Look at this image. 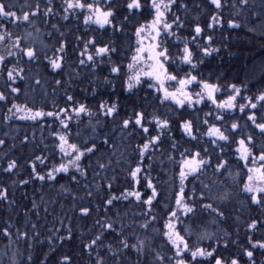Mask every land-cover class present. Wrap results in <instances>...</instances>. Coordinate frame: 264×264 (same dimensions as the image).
<instances>
[{
    "label": "snow or ice",
    "instance_id": "1",
    "mask_svg": "<svg viewBox=\"0 0 264 264\" xmlns=\"http://www.w3.org/2000/svg\"><path fill=\"white\" fill-rule=\"evenodd\" d=\"M238 2L246 6L248 0H238ZM208 5L215 6L216 10L223 7L221 0H206V6ZM15 7L14 4H6L4 0H0V29H3L0 31V42L11 41L12 47L18 50L20 59L26 57L27 62L38 60L40 54L35 46L22 48V38L9 31L8 24L15 27L31 25L37 15L44 17L54 15L51 0H48L43 13L40 11L39 0L35 5H25L29 10L20 9L19 14L12 10ZM173 7L179 10L181 7L186 8L187 4H180L178 0H122V2L121 0H63L61 5L63 20L70 19L72 15L83 18V24L87 30L82 36L76 37L77 47L80 48L78 63L80 66L87 64L94 75L98 68L106 64L109 73L119 77L122 67L118 61L112 60V57L118 53L115 42L106 43L99 40L96 35H89L91 26L95 25L96 31L107 32L110 29L111 33L116 35L123 34L125 27L134 22L135 54L131 57L132 62L127 65L130 74L122 82L123 92L135 95L133 90L141 87L142 78H147L143 82L157 94L156 100L159 104L171 102L174 106L173 111L177 114L174 120L171 114L163 117L159 112L149 114L143 110V105L132 104L131 113L125 114L126 118H122L120 125L121 132L126 133L129 138L138 137L141 141L137 144L135 167H129L128 170L133 184L132 190L125 188L117 196L111 194L112 185L109 183L107 185L109 195L104 198L103 203L107 210V207L112 206L114 202L121 199L128 200L131 197L142 206L144 210L140 215L146 219L139 228L145 231L153 228V239L159 237L163 240V245L159 250L149 248L146 243L147 237L137 238V243L132 244L127 239H121L119 244L123 249L135 250L138 255L144 254L145 257L151 255L152 260L150 262L145 260L144 264H241L243 257H247V264H256L254 254L256 250H264V238L254 241L253 235L258 229H264V221L254 218L247 224L248 232L251 234L247 235V246L241 249L239 256L234 253L225 254L220 250L221 240L224 241L222 245L224 250H227L230 244L235 246L239 241L231 240L227 232L221 237L217 232L209 231L208 228L210 225L222 222L227 210L225 203L232 197V193L224 187L226 180L220 178L227 173L235 183L236 178L240 176L239 172L233 173L230 170V160L224 157H235V163L241 170L246 169V179H241L243 184L241 191L247 194L251 205L264 207V145L259 144L256 139L257 135L264 138V90H260L254 96H245L242 94V87L235 83L226 85L213 83L211 82L214 75L212 73L205 77L200 70L201 65L204 64V57L219 52V48L212 46L216 42L214 36L204 35V33L208 29L223 28L224 23L219 15L213 13L202 26L201 23H194L186 17L171 15ZM259 7L260 10L254 12V15L259 17L257 23L253 24L251 17L245 15L240 23L228 20L227 27L243 26L249 32L264 35V0H260ZM232 8L236 9L235 3L232 4ZM145 13L151 16L150 20L140 23L135 19L137 16L144 17ZM236 14L239 15L238 12ZM186 26L190 29V38H182L177 31H174L175 28L183 32ZM52 27L56 29L57 26ZM28 35L31 36V33ZM169 37L176 43L173 44ZM193 45H195L194 48ZM67 47L66 42L59 43L56 48L58 54L54 53L51 58L46 53L43 54V58L48 62L46 67H50L52 73L56 75H59L65 66ZM172 49L176 51L173 52ZM8 55L14 54L9 51ZM7 63L5 57L0 55V72L6 71L4 87L10 90L9 94H18L21 89L17 86V80L24 79L25 69L16 65L7 68ZM18 64L19 60H17ZM261 76L264 77V65L261 67ZM216 79L219 80V76H216ZM36 83L39 84L40 81L37 80ZM55 83L60 85L62 81L56 80ZM102 83L115 90V84L107 76ZM261 83L264 84V80ZM244 87L246 88L247 85ZM217 93L225 95V98L220 99ZM7 99L5 92H0V101H7ZM206 102L210 103L212 108L204 113V118L201 119L199 113L203 109L198 106H207ZM13 109L15 113H23L19 117L23 120L39 121L51 117L53 123L59 124L60 130L53 131L52 135L58 141L56 148L61 155V162L58 166H53L46 175H40L35 162L43 165L47 157L35 156V162L30 163L31 177L35 180L54 181L57 173H65L70 174L71 180L76 181L75 173H79L81 177L86 176V166L82 165V161L100 152L103 146L109 145L111 137L104 132L103 125L99 133H96V127L92 125V132L96 133L95 135L81 143L73 142L81 136V133L75 130L79 127L81 118L83 116L91 118L94 113L86 104L75 101L71 95L66 96V106L56 111L34 110L27 104L15 103L12 104L9 112L11 113ZM95 114L104 117L105 122L109 118L115 120L120 116L119 99L110 103L101 100ZM209 118H212V123L209 122ZM74 120L77 122L76 125L72 123ZM100 123L97 119L96 124ZM89 125H91V119H89ZM173 125L179 131L180 141L183 143L172 135ZM202 128L206 130L202 132ZM100 137L103 139L97 143ZM165 140L169 141L171 151L178 153L179 158L177 159L175 155L168 156V160L173 164L172 191L164 199L163 204L160 205V212L157 213L154 209L160 204L159 198L162 193L158 192L157 185L154 184L150 175L151 165L149 164L145 169L144 162L146 159L149 161L152 159L154 152ZM4 143L5 141L0 139V145ZM17 167V160H9L4 172L11 174ZM98 167L104 169L107 165L98 163ZM208 169L212 170L217 179L205 183L201 177ZM28 182V180H21L20 184L26 185ZM189 184H192L190 190ZM213 186L220 188L221 191L217 194L213 191ZM198 191L199 195H197ZM88 195L91 196L92 193L89 192ZM7 197L8 189L0 188V200H6ZM33 207H36L35 203ZM91 210L90 206H81L79 209L83 217L90 215ZM96 223L100 225L102 231L95 234L90 243L85 244L84 247L90 251L99 247L112 252V243H105V241L112 234H115L117 238L123 236L124 226L121 225V231L117 233L114 221L106 220L101 223L97 220ZM157 224L159 227H155ZM11 227V225L3 227L4 237L11 238ZM32 229L33 231L36 229L35 224L32 225ZM21 237L28 238V233L17 229V239ZM35 237H39L38 232H35ZM193 237H195L194 242ZM59 239L62 242L65 239L71 240V229L67 230L66 237L60 236ZM48 240L51 243L52 237L49 236ZM205 240L215 241V245L210 243L202 246ZM169 252L171 255H168ZM115 255L116 253H113V256ZM97 257L95 264H107L99 252ZM31 262L32 256L29 255L22 264H31ZM57 264H72V257L65 255Z\"/></svg>",
    "mask_w": 264,
    "mask_h": 264
},
{
    "label": "trees",
    "instance_id": "2",
    "mask_svg": "<svg viewBox=\"0 0 264 264\" xmlns=\"http://www.w3.org/2000/svg\"><path fill=\"white\" fill-rule=\"evenodd\" d=\"M4 2L16 5L12 10L19 14L20 9L29 10L25 5H35L38 0H4ZM178 2L187 4V7H181L179 10L173 7L171 15L186 17L203 26V22L215 13L221 17L224 23L223 28L208 29L204 33V35H213L216 42L212 46L219 48V52L204 57V64L200 67L204 76L208 77L210 73L214 74L211 81L213 83L222 85L235 83L242 87V94L245 96H254L260 90H264V84L261 83L264 80V77L261 76V67L264 65V35L249 32L243 26L227 27L228 20L240 23L245 15L251 17L253 24L257 23L259 17L255 16L254 12L260 10V0H255V2L248 0L246 6L239 3L238 0H221L223 7L220 10H216L215 6H206V0H178ZM39 3L40 11L43 13L48 0H39ZM62 3L63 0H51L54 15L50 17L37 15L31 25L15 27L8 24V30L22 38V48L35 46L36 51L40 54L38 60L27 62L26 57L20 59L18 50L12 47L11 41L0 42V55H3L8 61L7 68L16 65L25 69L24 79L17 80V86L21 89L18 94H9L10 90L4 87L6 71L0 72V92H5L8 96L7 101H0V139L5 141L3 145H0V188L8 189L7 199L0 200V264H13V262L22 264L29 255L32 256L31 264H57L60 258L65 255L72 257V264H95L98 258L97 252L104 257L107 264H144L145 260L149 262L152 260L151 255L146 257L144 254L138 255L135 250L123 249L119 244L121 239H127L132 244L137 243V238L145 239L147 237L146 243L149 248L159 250L163 245V240L159 237L153 239V228H149L147 231L139 228V225L146 219L140 215L144 209L134 201V198L130 197L128 200L121 199L114 202L106 210L103 200L109 195L107 190L109 183L112 185L111 194L117 196L125 188L132 190L133 184L128 170L129 167H135L137 144L141 141L138 137L129 138L126 133L121 132L120 127L122 118H126L125 114L131 113L132 104L143 105V110L149 114L159 112L162 117L171 114L174 120L177 118V114L173 111L174 106L171 102H165L164 105L159 104V101L156 100L157 94L148 88L147 83L143 82L146 79H142L140 88L133 90L135 95L123 92L122 82L130 74L127 65L132 62L131 57L134 55V22L125 27L123 34L116 35H113L110 29L107 32L96 31V26H91L92 30L89 31V35H96L99 40L106 43L115 42L118 53L112 57V60L118 61L122 67L119 77L110 74L106 64L98 68L94 75L87 64L80 66L78 63L80 48L77 47L76 37L82 36L87 30L83 24V18L72 15L70 19L63 20L61 18L63 15ZM233 3L236 4V9L232 8ZM237 12L239 15L236 14ZM135 19L140 23H145L151 19V16L145 13L144 17L137 16ZM53 25L57 26L56 29L52 27ZM174 31H177V34L182 38H190V29L187 26L183 32L175 28ZM28 33H31V36ZM169 39L173 44L176 43L173 38L169 37ZM64 42L68 45L65 66L63 71L56 75L52 73L50 67H46L48 62L43 58V54L46 53L49 58L53 57L54 53L58 54L56 48L59 43ZM198 42L203 43V41ZM194 47L195 45H193ZM9 51L14 55L9 56ZM172 51L176 50L172 49ZM17 60H19L18 65ZM185 70H187V66H185ZM105 76L115 84L114 91L110 86L102 83ZM216 76H219V80L216 79ZM37 80L40 81L39 84L36 83ZM56 80H61L62 83L57 85ZM244 85L247 87L245 88ZM67 95L73 96L74 100L79 103L86 104L94 113L91 118L87 116L81 118L79 127L75 129L81 133V136L73 142L81 143L83 140L89 139L90 136L99 133L103 125L104 132L111 137L109 145L103 146L100 152L90 155L82 161V165L86 166V176L81 177L79 173H75L76 181L71 180L70 174L65 173H57L54 181L35 180L31 177L30 168V163L35 162V156L47 157L43 165L35 162L40 175H46L53 166H58L61 162V155L56 148L58 141L52 135L53 131L60 130L59 124L58 122L53 123L51 117L39 121L23 120L12 115L9 109L15 103L27 104L34 110L56 111L58 108L66 106ZM217 96L220 99L225 98V95L221 93H217ZM117 99L120 101V116L115 120L109 118L105 122L104 117L95 114L101 100L110 103ZM198 107L203 109L199 113L203 119L204 113L208 112L212 105L207 103V106L199 105ZM69 110H71V105H69ZM137 110L140 109L137 108ZM89 119H91V125H89ZM97 119L101 122L99 125L96 124ZM209 122H213L212 118H209ZM72 123L76 125L77 122L74 120ZM49 125L52 126L49 127ZM92 125L96 127V133L92 132ZM205 130L206 128L201 129L202 132ZM172 135L180 141V133L175 125H173ZM25 137H27V141H25ZM102 139L103 137H100L97 143ZM256 139L259 144L264 145V138L257 135ZM180 142L183 143V141ZM225 150L227 151V148ZM169 155L179 158L178 153L171 151L169 141L165 140L154 152L152 159L150 161L146 159L144 162L145 169L149 164L151 165L150 175L154 184L157 185L158 192L162 193L159 198L160 204L154 209L157 213L160 212V205L163 204L164 199L172 191L173 164L168 160ZM224 158L230 160V170L233 173L239 172L240 176L236 178L235 183L227 173L220 178L226 180L224 187L232 193V197L225 203L227 210L222 222L210 225L208 230L217 232L221 237L227 232L230 234L231 240L239 241L235 246L230 244L227 250L222 247L224 241H220L221 251L225 254L234 253L239 256L241 249L247 246V235L251 234L248 232L247 224L254 218L264 221V207L251 205L247 194L241 191L243 187L241 179H246V169L241 170L235 163V157ZM12 159L17 160L18 167L11 174L5 173L4 168ZM64 162H67L66 158ZM98 163H104L107 167L101 169L98 167ZM88 165L90 167H87ZM201 179L205 183H210L217 177L213 175L211 169H208ZM21 180L29 182L24 185L20 184ZM191 187L192 184H189V190ZM197 187L199 186L197 185ZM141 190L143 189L141 188ZM213 191L218 194L221 189L213 186ZM89 192L92 193L91 196L88 195ZM197 195H199V191ZM33 203L36 205L35 208ZM81 206H90L92 209L90 215L81 216L79 211ZM97 220L101 223L106 220L114 221L117 233L121 231V225L124 226L123 236L117 238L115 234H112L105 241V243H112V252L99 247L90 251L84 247L85 244L90 243L95 234L102 231L100 225L96 223ZM33 224L36 225L34 231ZM6 225L12 226L10 239L2 235L3 227ZM155 227H159V225L157 224ZM69 228L72 232V239L60 241L59 237H66ZM17 229L20 232H27L28 238L17 239ZM35 232L39 233L38 238L35 237ZM49 236L52 237L51 243L48 240ZM261 238H264V229H258L253 235L254 241ZM192 240L194 242L195 237ZM210 243L215 245V241L205 240L202 242V246H207ZM113 253L116 255L113 256ZM262 253L264 250H256L254 254L256 264H264V254ZM168 255L171 253L169 252ZM241 264H247V257L241 259Z\"/></svg>",
    "mask_w": 264,
    "mask_h": 264
},
{
    "label": "rangeland",
    "instance_id": "3",
    "mask_svg": "<svg viewBox=\"0 0 264 264\" xmlns=\"http://www.w3.org/2000/svg\"><path fill=\"white\" fill-rule=\"evenodd\" d=\"M147 42V41H146ZM135 54V53H134ZM141 67H143V66H141ZM142 79H147V78H142ZM13 113H15V109H13L12 110V115H14V116H16V117H20L21 115H23V113H15V114H13Z\"/></svg>",
    "mask_w": 264,
    "mask_h": 264
}]
</instances>
